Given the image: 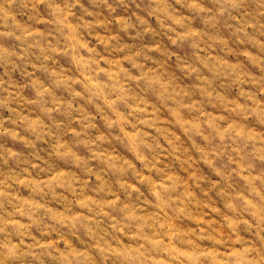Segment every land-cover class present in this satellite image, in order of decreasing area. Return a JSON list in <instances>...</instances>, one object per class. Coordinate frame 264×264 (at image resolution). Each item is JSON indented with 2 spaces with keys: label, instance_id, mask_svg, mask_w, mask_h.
<instances>
[{
  "label": "rangeland",
  "instance_id": "374dc122",
  "mask_svg": "<svg viewBox=\"0 0 264 264\" xmlns=\"http://www.w3.org/2000/svg\"><path fill=\"white\" fill-rule=\"evenodd\" d=\"M69 251L264 264V0H0V262Z\"/></svg>",
  "mask_w": 264,
  "mask_h": 264
},
{
  "label": "clouds",
  "instance_id": "9594fccd",
  "mask_svg": "<svg viewBox=\"0 0 264 264\" xmlns=\"http://www.w3.org/2000/svg\"><path fill=\"white\" fill-rule=\"evenodd\" d=\"M198 10L201 11V12L205 11V9L202 6H199ZM227 126L228 125L226 124L225 127H227ZM9 223H14V222L13 221H10ZM38 246L43 247L44 245H38ZM17 254H19V253L16 250V245L13 244L7 250L5 258L11 257V256H15ZM82 255H84V254L83 253H77V252H71V251H69L67 253L62 254V259L65 261V264H72V261L75 258H77L79 256H82ZM0 264H2V262H0Z\"/></svg>",
  "mask_w": 264,
  "mask_h": 264
}]
</instances>
